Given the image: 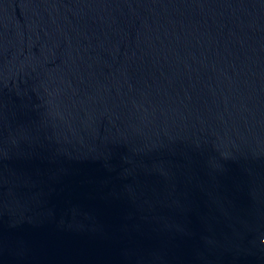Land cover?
Instances as JSON below:
<instances>
[{
	"label": "water",
	"instance_id": "obj_1",
	"mask_svg": "<svg viewBox=\"0 0 264 264\" xmlns=\"http://www.w3.org/2000/svg\"><path fill=\"white\" fill-rule=\"evenodd\" d=\"M0 264H264V0H0Z\"/></svg>",
	"mask_w": 264,
	"mask_h": 264
}]
</instances>
